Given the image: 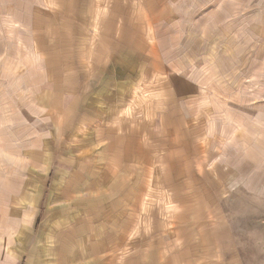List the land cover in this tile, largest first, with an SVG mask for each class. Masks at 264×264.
I'll return each instance as SVG.
<instances>
[{
  "label": "rangeland",
  "instance_id": "374dc122",
  "mask_svg": "<svg viewBox=\"0 0 264 264\" xmlns=\"http://www.w3.org/2000/svg\"><path fill=\"white\" fill-rule=\"evenodd\" d=\"M20 4L0 13V264H264V4Z\"/></svg>",
  "mask_w": 264,
  "mask_h": 264
},
{
  "label": "crops",
  "instance_id": "0c3cea01",
  "mask_svg": "<svg viewBox=\"0 0 264 264\" xmlns=\"http://www.w3.org/2000/svg\"><path fill=\"white\" fill-rule=\"evenodd\" d=\"M29 1L31 2L34 1L36 3V0H0V13H5L6 19L9 18V21H12L13 17L15 16L14 13H19L18 11L13 12L12 3L13 2L25 3L23 5L20 4L19 10H21L22 13H26L29 10V6L27 5V2ZM262 4H264V0H260V5ZM36 7H37V10L40 12L37 4H36ZM257 23H259L260 27H262V25L264 26V14L263 16L262 15L259 16V18L257 19Z\"/></svg>",
  "mask_w": 264,
  "mask_h": 264
}]
</instances>
